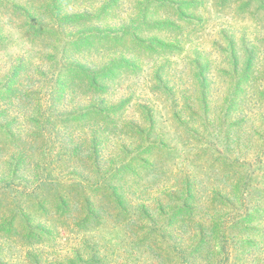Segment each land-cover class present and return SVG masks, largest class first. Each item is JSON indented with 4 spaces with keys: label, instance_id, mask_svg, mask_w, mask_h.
Here are the masks:
<instances>
[{
    "label": "rangeland",
    "instance_id": "374dc122",
    "mask_svg": "<svg viewBox=\"0 0 264 264\" xmlns=\"http://www.w3.org/2000/svg\"><path fill=\"white\" fill-rule=\"evenodd\" d=\"M75 14L83 15V21L68 20ZM38 23L57 27L50 31ZM0 33V77L7 70L9 77V68L15 70L13 85L0 92L1 119L16 117L11 134H0V264H66L64 257L75 259L74 254L89 259V250L95 252L94 264H264L260 254L264 221L252 236L257 246L248 247L250 253L245 259L223 263L212 260L213 242H205L200 248L192 244L188 256L179 253L197 222L204 223V229L210 232L206 226L212 212L202 208L208 203L209 189L223 180L232 183L234 178H240L235 174V165L222 171L223 164L212 162L207 130L216 129L220 112L216 106L221 105L225 91L233 84L227 73L232 69L231 55L235 56L236 72L242 67L245 49L255 54L254 70L264 69V0H0ZM205 66L209 83L206 112L198 99L199 81L194 78V72ZM75 67L100 72L109 67L97 78L102 88L90 93L81 87L79 75L63 71ZM262 74L259 71L258 79L238 97L239 104L225 120V126L237 122L229 129L230 135L246 138L240 152L230 153L240 154L239 161L244 156L254 159L260 155L262 161L252 160V166L259 163L264 168V97L258 93L264 86ZM69 77L71 81L65 85ZM187 92L191 107L181 110ZM91 103L113 106L115 110L112 117L116 125L100 147L115 159L132 146V138L128 137L132 133L126 131L124 120H134L147 128L151 117L150 142H158L162 134L165 145L150 155V164L163 157V149L176 147L178 151L170 165L162 162L159 171L157 167L152 171L140 168L137 179L127 180L122 188V207H130L131 203L134 207L138 202L147 206L166 204L169 198L164 192L175 182L180 184L184 174H190L196 181L197 209L188 223L181 222L185 217L178 215L171 222L158 216V221L149 223L139 218L134 209L123 218L112 211V199L98 198L96 207L103 219L93 227L92 234L73 230L70 217L35 214L32 208L27 215L29 224L42 227L37 245L25 239L26 229L19 217L14 227L7 225L16 212L9 205L7 194L11 191L7 185H33L42 166H54L51 179L61 178L65 168L74 167L61 161L45 164L46 154L42 156L39 146L53 134L57 149H61L63 135L66 137L71 129L61 122V115L64 118L69 111ZM187 111L191 113L189 118ZM147 113L150 116L146 117ZM177 115L185 119L181 131L186 144L174 138V129L180 131ZM203 116L210 123L205 125ZM84 126L74 128L75 140ZM188 136L200 137L195 140ZM189 144L194 151L197 148L204 152L202 162L185 163V151L192 148ZM115 165L108 164L107 168ZM163 171L169 172L162 174ZM254 178V187H250L245 200L248 204L263 200V210L264 194L260 190L264 188V173ZM227 207L230 206L221 208V212L226 208L221 218L232 217ZM238 210L242 211L240 207ZM140 226L142 230L154 227L161 236L152 234L145 240H134L142 235ZM136 231L135 237L132 233ZM35 254L37 258H33Z\"/></svg>",
    "mask_w": 264,
    "mask_h": 264
},
{
    "label": "trees",
    "instance_id": "16d2710c",
    "mask_svg": "<svg viewBox=\"0 0 264 264\" xmlns=\"http://www.w3.org/2000/svg\"><path fill=\"white\" fill-rule=\"evenodd\" d=\"M81 17L83 18L84 16H78L75 14L68 20L71 22L74 20L78 21L82 20ZM37 25L49 30L57 27L56 24L49 23H38ZM2 38L3 35L0 33V44H3ZM254 56L255 54L248 51V49H245L242 67L239 72H236V68L234 69L236 61L235 56L231 55V60L233 61L232 69L227 73L232 78L233 84L225 91L221 105L216 106V108L220 110V112L217 113V119L219 122L217 126H215L216 129L214 131L207 130L210 132L208 136L211 138L208 141L210 143V149L212 150L210 153L212 162H220L223 164L222 171L229 170L231 165H235L233 166L234 169H236L235 174L240 175V178H234L232 183L223 180L221 181L222 185L220 183L217 187L214 185L209 189L206 197L208 203L206 207L202 208L204 211L207 209L212 212L209 216V223L206 226V229L207 227L211 228L210 232H206L204 229V223L201 221H199V223L197 222L195 227L192 228L189 233L187 245L179 252L185 256H188L187 252L192 250L194 244L195 247L200 248L205 242L208 244L213 242L215 246L212 249V258H214L212 260H217L218 263H223L230 259H245L250 253L247 250L249 249L248 247L251 248L257 246V242L252 236L253 234L255 235L258 233L259 225L264 221V208L261 210L263 200L248 204L245 200V195L251 193L250 187H254L253 183L255 181V175L264 173V168L258 165L259 163L252 166V160L260 162L262 161V158L260 155H257L254 159H247L244 156V159L241 158V161H239V158L241 157L240 154L233 156L231 154L233 153L232 150L240 152L241 146L246 138L238 137L239 135H230L229 129L236 126L237 122H228L225 126V120L239 104L238 97L244 92L247 85L258 79L257 76L259 75V71H263L261 78H264V69L254 70ZM69 69L70 70L64 69L63 71L70 73V76H73V73L79 75L78 79L81 87L85 88L86 91H89L90 93L94 92L95 94L102 88L97 78L105 71H108L109 67L104 68L105 71L102 72H100L101 70L98 71L92 68L85 69L84 67ZM9 70L11 72L7 75L9 77H6V73L9 72L8 70L3 73L4 75L2 77H0V92L4 87L13 85L11 81L12 78L15 77V70H12V68H9ZM205 71L206 66L204 69L199 68L194 72V78L199 81V85L197 86L199 94L198 99L199 102H201L202 107H207L208 104L207 99L209 89L207 85L209 83L207 82L208 75ZM70 81L71 79L69 77L65 80V85H68ZM260 90L261 91H258V93L264 97V86ZM5 91L8 92L9 89H5ZM187 98L188 92L186 93V98H184L185 100L180 104L181 110H183L184 107L186 110L191 107L189 102L187 104ZM114 111L113 106L105 107L101 106L100 103H91L82 108L80 107V109L78 108L77 110L74 109L69 111L64 118V114L61 115V122L64 123L65 126L68 125L71 127V129L67 130L66 137L63 135L62 148L57 149V146L55 145V136L53 134H50L49 140L42 142L39 148L42 156L43 154H46L45 164H54V161H61L62 164H68V166L74 167L65 168L61 178L55 176L51 179L50 172L51 169L53 170L54 166H42L39 167L40 173H38L37 180L33 185H18V183L10 182L7 185V188L11 191L10 194H7L8 199L11 200L9 205L16 209V212L7 222V225L10 228L12 226L14 227V220L19 217L26 229L25 239H28L32 244L37 245V242L40 241L42 227L29 224L27 215L29 213V208H32L35 214L51 213L54 218L57 216V219L70 217V224L72 225L73 230H81L87 232V234H92L93 227L102 222H99V219H103L102 216L99 215L98 208L96 207V204L99 201L98 198L112 199V204H114L111 206V208L113 207L114 209H112V211L114 213L115 211L116 213H121L120 216L123 218H127L132 209H134L139 218L145 219L149 221V223H153L154 219L158 221L156 218L158 216L160 218H168L169 222H171L177 215L185 217V219L181 218V222L188 223L187 220L189 219V216H194V212L197 209V204L194 201V198L196 197L194 194L197 193L195 188L196 181L192 179L193 177L190 174H184L180 184L175 182V184L169 187V190L164 192L168 194L169 198V201L166 204L159 203L147 206L145 203L139 204L138 202L134 207L132 206V203L130 204V207H133L131 210L127 205L125 208L122 207V195L125 192L122 188L127 183V180L133 182L137 179L140 175V168H142L143 171H150V169L152 171L156 170L157 167V170L159 171L162 169V167H160L161 164H163L162 162L167 161L165 164L170 165L178 151L176 147L163 149L164 152L161 153L163 157H159V159L156 160L157 162L150 164V155L157 153L155 151L156 148L165 145L162 134H160L161 138L160 140L158 138V142H150V131L153 128V122L150 117V124L147 128L141 126L134 120H130L129 122L124 120L123 123L124 127H126V131L132 133L128 136L129 139L132 138L130 142L132 143V146L126 148L125 155L115 159L110 153L103 152L100 150L101 144L107 140L108 134L116 125V119L112 117ZM190 114L191 113L187 111L186 117L189 118ZM1 116H3V112L0 113V134L1 131H4V134H11V127L15 122L16 117L1 119ZM147 116H150L149 113L146 114V117ZM203 119L206 123L205 125L210 123L209 120H205L204 116ZM91 120L95 121V123L88 124L87 122ZM184 120L185 119H182L180 115H177L176 122L180 131L174 129L177 134L174 138L176 139L178 137L182 144H186L183 137L184 134L181 131V124H183V126L185 125ZM82 124L85 126L82 127L80 137L75 140L73 130ZM104 134L107 136H104ZM195 136H197V134ZM195 136H188L187 138H195V140H197L200 137ZM238 138H241L239 142ZM236 142L238 144L234 146L233 144ZM197 144H199L198 141H196L195 147H197ZM189 146L192 147V144H189ZM195 151L193 147L185 151L186 164H198L199 162H202L204 152L202 151V154L200 149L197 148ZM261 153H264V148ZM101 164L105 165L100 168ZM108 164L116 165L107 168ZM43 172H45L44 176ZM168 172L169 171H163L162 174ZM118 190L119 193L117 194ZM260 192L264 194V188L261 189ZM236 203L238 204L237 206H235ZM226 205L230 206L227 208H230V211L233 212L232 217L229 219L220 217L226 209H223L224 211L222 210L221 212V208ZM238 207H240L242 211H239ZM137 232L138 231L132 233V235L134 234L136 237ZM141 233L142 235L140 238H135L134 240L138 241L142 238L145 240L150 238L152 234L161 236L154 227L146 228V230H142L141 228L139 230V235ZM89 251H91L88 254L90 258L87 260L74 254V256H77L75 259H70L69 256H67L64 257L63 262H66V264H94L93 255H95V252L94 250ZM260 254L264 256V245L261 246ZM33 258H37V254L33 255Z\"/></svg>",
    "mask_w": 264,
    "mask_h": 264
}]
</instances>
